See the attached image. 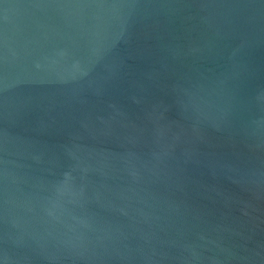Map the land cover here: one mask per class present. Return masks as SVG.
<instances>
[{
    "label": "water",
    "instance_id": "obj_1",
    "mask_svg": "<svg viewBox=\"0 0 264 264\" xmlns=\"http://www.w3.org/2000/svg\"><path fill=\"white\" fill-rule=\"evenodd\" d=\"M0 264H264V0H0Z\"/></svg>",
    "mask_w": 264,
    "mask_h": 264
}]
</instances>
